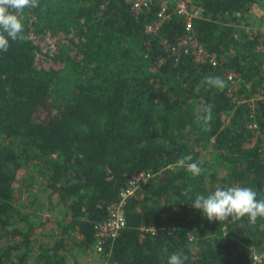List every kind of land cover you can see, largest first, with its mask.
Segmentation results:
<instances>
[{
    "label": "trees",
    "instance_id": "obj_1",
    "mask_svg": "<svg viewBox=\"0 0 264 264\" xmlns=\"http://www.w3.org/2000/svg\"><path fill=\"white\" fill-rule=\"evenodd\" d=\"M261 1L196 0L187 35L203 62L176 47L181 16L146 33L155 3L134 11L124 0H39L24 10L25 39L0 51V264H70L69 251L96 246L107 264H167L173 252L185 264H264V218L210 222L191 206L232 185L264 197V32L240 27ZM208 75L225 88L201 86ZM201 101L213 105L208 127ZM187 155L199 176L176 165ZM140 173L152 176L121 204L125 227L98 244L96 227ZM34 174L59 208L54 220L22 208Z\"/></svg>",
    "mask_w": 264,
    "mask_h": 264
},
{
    "label": "clouds",
    "instance_id": "obj_2",
    "mask_svg": "<svg viewBox=\"0 0 264 264\" xmlns=\"http://www.w3.org/2000/svg\"><path fill=\"white\" fill-rule=\"evenodd\" d=\"M39 6V0H0V51L7 52L11 41H23L24 25L21 15L25 9ZM223 90L225 81L219 76L208 75L201 81V86ZM213 105L200 102L198 120L205 127L212 120ZM191 155L177 160L176 165L199 176L204 169L199 163L192 162ZM258 193L251 187L232 185L217 187L208 194H197L191 203L194 209L200 210L208 221L231 222L247 216L250 224H255L258 218H264V197L257 199ZM188 257L180 252H173L167 259V264H185Z\"/></svg>",
    "mask_w": 264,
    "mask_h": 264
},
{
    "label": "built area",
    "instance_id": "obj_3",
    "mask_svg": "<svg viewBox=\"0 0 264 264\" xmlns=\"http://www.w3.org/2000/svg\"><path fill=\"white\" fill-rule=\"evenodd\" d=\"M127 4L131 5L134 11H140L155 3L158 6L156 21L146 27L147 34H156L159 25L168 19L170 14L181 16L185 20L186 35L180 39L176 47L184 50L185 54H192L197 62H203L208 54L204 49L197 44L190 35L192 31V20L198 18L200 15L198 7L195 5L196 0H124ZM262 30L264 32V15L260 18V24L255 30ZM254 34V28L248 30ZM212 65L216 64L214 58H208ZM228 80L231 84L234 83L233 77L229 75ZM250 118L253 119V114L250 113ZM249 128L254 131L256 124L251 121ZM150 173H140L135 178L128 182L126 188L120 192V202L114 206L107 220L96 227L95 236L98 238V244L107 238H115L118 233L125 227V220L121 212V204L130 197L145 181L151 178ZM98 249V246L95 249Z\"/></svg>",
    "mask_w": 264,
    "mask_h": 264
},
{
    "label": "rangeland",
    "instance_id": "obj_4",
    "mask_svg": "<svg viewBox=\"0 0 264 264\" xmlns=\"http://www.w3.org/2000/svg\"><path fill=\"white\" fill-rule=\"evenodd\" d=\"M264 15V2L261 1L259 3H257L256 5L252 6L250 11L245 15L244 18V22H242L240 24V27L244 30H249L250 28H257L258 27V21L257 19L260 20V18ZM69 79V81H68ZM64 81V85L67 87V83L72 81V78L70 77H65L63 79ZM208 156V155H207ZM32 170L30 169H25L19 172L18 177H17V184H16V188L18 189H22V192L25 191L24 188V179L28 176L31 175ZM34 182H30V189L31 191L29 193L32 194H26V195H22V199H21V204H23V210L28 212V214H31L33 212L38 214V219L35 220H40V221H47V220H54L55 218L59 217V208L51 206L48 204V198L50 195V191H46L43 188L40 187L39 184H37V180H38V175L34 174ZM28 184V183H26ZM33 195V196H32ZM35 197L37 200H40L41 204L43 205V207H36V206H29L30 203V198L31 197ZM54 203V201H53ZM55 204V203H54ZM26 207V208H25ZM48 209H54L52 211H48ZM46 231L48 234L53 233L52 230L50 229V227H47L45 229H42L39 231ZM47 234V235H48ZM47 239V237H46ZM99 249H93L90 251H87L86 253L80 255V256H76L74 257L73 255H75L74 251H69L67 256L69 258V261L71 262L70 264H107L106 261H104V259L99 255L98 252Z\"/></svg>",
    "mask_w": 264,
    "mask_h": 264
},
{
    "label": "crops",
    "instance_id": "obj_5",
    "mask_svg": "<svg viewBox=\"0 0 264 264\" xmlns=\"http://www.w3.org/2000/svg\"><path fill=\"white\" fill-rule=\"evenodd\" d=\"M257 21H259V19H257Z\"/></svg>",
    "mask_w": 264,
    "mask_h": 264
}]
</instances>
